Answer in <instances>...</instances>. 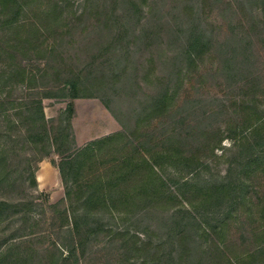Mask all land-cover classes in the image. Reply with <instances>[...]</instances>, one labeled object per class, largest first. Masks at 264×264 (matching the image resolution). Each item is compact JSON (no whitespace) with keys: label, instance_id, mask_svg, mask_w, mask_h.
I'll return each mask as SVG.
<instances>
[{"label":"rangeland","instance_id":"1","mask_svg":"<svg viewBox=\"0 0 264 264\" xmlns=\"http://www.w3.org/2000/svg\"><path fill=\"white\" fill-rule=\"evenodd\" d=\"M247 1L0 3V153L9 163L0 164V201L7 203L0 264H56L58 247L66 249L54 244L66 221L50 208L65 206L58 165L91 139L120 133L87 154L79 178L94 171L104 180L106 168L118 171L123 158L137 159L138 167L122 182L124 193L107 194L109 207L95 210L103 240L79 252V264H145L150 250H136L147 241L164 244L171 264H264V159L253 160L264 157V24L247 19L250 11L261 15ZM225 7L231 9L224 17ZM202 31L214 36L205 52L192 47ZM73 72L87 82L86 96H66L64 79ZM113 72L118 81L108 84ZM260 117V132L251 134L247 127ZM43 123L60 149L49 157ZM173 148L184 159L159 158L155 170L179 200L119 204L157 188L150 164ZM44 168L48 181L36 185L32 172L37 179ZM223 182L222 191L214 190ZM171 215L181 223L174 226Z\"/></svg>","mask_w":264,"mask_h":264},{"label":"trees","instance_id":"2","mask_svg":"<svg viewBox=\"0 0 264 264\" xmlns=\"http://www.w3.org/2000/svg\"><path fill=\"white\" fill-rule=\"evenodd\" d=\"M248 2L251 6L257 5V9H260L261 15L250 11L247 19L250 22L251 21H254L256 23L263 22L264 24V0H262V4H260L258 0L255 3L253 0H248L247 3ZM0 3L1 5H8L10 3L16 4V0H0ZM138 8L143 13V10H142L143 8L141 7V5H139ZM229 9H231V7H227V8L225 7L223 9L222 16L225 17L226 16L225 13ZM10 23L11 21L5 22V24L7 25H9ZM206 35H207V32L202 31L199 34V37L195 41H193L192 47L194 49H199V51L202 50L203 52L210 50L213 47L214 36L212 38L211 36L207 37ZM205 37L207 38L205 39ZM238 40L239 41L237 42L239 43L244 42L243 39H238ZM246 42H247L246 46L248 47L249 42L248 41ZM199 51L196 53H199ZM245 56L247 57L248 60L250 59V56H248V54H245ZM227 69L229 70L230 68H227ZM102 74L104 75V73ZM72 75L73 76H69L64 79V90L68 91V94H66V96H70L72 98L82 97L83 95H85L84 91L88 89L87 85H85L87 82L84 80L82 74H77L76 72H73ZM21 76H23V74H21ZM117 77H118V74L113 72L111 75V78L109 79L108 84L117 82L118 81ZM101 78L108 79L109 75H106L105 73V75L101 76ZM168 92L169 91H166L164 93L163 95L164 97L162 98V100L167 99ZM51 96L52 94L47 92L45 93L44 98H50ZM159 99L160 98H158V100ZM105 105L111 110V112H113L112 108L107 102L105 103ZM149 108H150L149 112L152 114L153 111H155L154 109L157 108V104H154V108H152L151 106H149ZM42 115H43V119L46 121L44 110L42 111ZM261 120L262 118L260 117L258 118V120H256V123L252 122V124H250L251 126L247 127L248 130L253 128L251 134H256V133L258 134L260 132L261 127L264 126V122L262 126L257 125V123ZM120 123L122 124L123 128L125 129L127 133L131 135L136 134L134 128H131L130 125H128L127 123H124L122 120H120ZM43 124H44L43 132L40 134V137L44 143L45 148H47V152L44 157H47V156L49 157L54 152L59 153L58 151L60 149L59 148L56 149L55 147L56 145H54L56 142V139L53 140V138L51 137V129L48 128L46 123H43ZM119 135H121V133L110 136V137H103L101 139L94 140L86 147L78 150L75 154H73V156L64 158L61 161V163L58 165L60 172H61L63 182L66 187V198H65V202L63 201V204L65 203V206L63 210H59L57 208V205H50V208L55 211L57 210V213L63 217L64 221H66L65 225L63 224L60 226L59 228L60 232H55V234H57L58 240L54 242L55 245H63L64 247H66V249L58 247L57 251L59 252V255L57 257L53 256L52 258L53 260H56V264L58 263L65 264L66 262H69L72 259L74 260L76 259L79 264L80 263V258H78L79 252L82 251L81 254L84 255L85 250H86L84 248L89 243L93 242L94 239L97 241V243L101 241L102 237L100 236H101V233L105 232V228L100 225V222L98 220H95L96 218L95 210L100 207H103V208L109 207L107 206V203L110 200L107 199L108 202L105 200L107 194L116 195V193H124L125 187L123 185L121 186L122 182L125 179H129L128 177L131 178L130 176L131 172L137 169L138 167L137 159L123 158L119 160L120 161L118 163L119 165H117L118 171H115L114 169H111L110 171L111 166H109V168H106L105 171L107 172L109 171L108 174L110 175L109 176L107 175L106 178H104V180L102 179L103 172L99 174L100 172H94V171H92L90 175L87 174L86 176H82L79 178L85 158H89L87 157V154L92 153V156H94L93 154H95L97 150L96 147L99 144L113 140L117 138ZM172 136L175 141V144L177 145L176 142H179L177 140L179 136H175V135H172ZM168 152L169 153L167 154H161L158 152L157 157L154 158L155 163L153 160V165L151 166L150 164V173L158 177L159 185H157V188L154 187L155 190L151 192L145 191L146 192L145 194H143V192L141 193V190H137V192H135L134 194L130 193V195L126 196L125 198L126 200L122 201L119 204L129 205V204H133L134 202H140V201L146 202L147 200L151 198H157L158 202L162 205L161 207H164L163 206L164 201H166L165 203H169V202L171 203L172 201L175 202L176 200H179V197H181L180 194L178 195L172 192L171 190H166L167 188L166 182L163 180V177L160 175V173H158L155 170V166L158 165L160 167L162 165L160 161L157 160L159 158L166 159L167 157V159L172 158L175 160L184 159V157L179 155L180 153L175 151L174 148H173V152H171L170 150ZM260 159H264V157L257 155L255 158H253V160H260ZM144 162H146L145 166L149 164V162L147 161H144ZM0 164H3L4 166H8L9 164L7 162V156H6L5 151H2L0 153ZM70 170H71V173H70ZM32 179H33V182L37 185V179H36L35 172H32ZM100 184L102 185L100 186ZM214 185H215L213 187L214 190L217 189L218 191H222L226 185V182L220 183L218 184V186H216V184ZM205 189H207L208 191H211L212 188L205 187ZM210 193L211 192H209L208 195ZM183 194L186 195L185 193ZM6 206H7V203H5L4 201H0V214H2L3 211L6 210L7 208ZM173 216L171 215L170 218L173 220L174 226H176L177 224H180L181 218L174 217L175 218L174 219ZM179 216L182 217L183 215H179ZM188 219L192 223L194 220H197L192 215H189ZM196 225L198 226V228L201 227L200 223H197ZM183 236L184 234H182V237ZM185 236H188L187 233ZM124 237L126 236L124 235ZM113 238L115 237H112V236L110 237L111 243H113L114 241ZM127 241H130V240H127ZM152 244L153 243L151 241H147L143 243V247L137 246L136 251H138L139 253L147 249H149L151 252V254H146V256H144L145 258L143 260V263L154 264L155 262L158 261L157 264L159 263L160 264H164V263L171 264L170 262L171 253H169V250L166 249L165 245L160 243L157 246H153Z\"/></svg>","mask_w":264,"mask_h":264},{"label":"crops","instance_id":"3","mask_svg":"<svg viewBox=\"0 0 264 264\" xmlns=\"http://www.w3.org/2000/svg\"><path fill=\"white\" fill-rule=\"evenodd\" d=\"M96 138H93V139H91V140H95ZM99 139V138H98ZM52 165V164H51ZM45 167H48L49 168V165L47 164V166H45ZM45 170V172H39L38 171V177H37V181H39V182H41L40 183V186H41V184L42 183H45V182H47L48 181V179L46 178V170H47V168H44ZM58 169H59V167H58ZM59 173H60V176H61V172H60V169H59ZM39 177L41 178V179H39ZM59 181V180H58ZM61 182L64 184V182H63V179H62V176H61Z\"/></svg>","mask_w":264,"mask_h":264}]
</instances>
